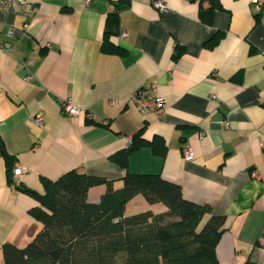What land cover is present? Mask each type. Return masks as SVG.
Wrapping results in <instances>:
<instances>
[{
	"label": "crops",
	"instance_id": "crops-1",
	"mask_svg": "<svg viewBox=\"0 0 264 264\" xmlns=\"http://www.w3.org/2000/svg\"><path fill=\"white\" fill-rule=\"evenodd\" d=\"M117 1L28 0L0 11V264L4 243L22 247L42 228L30 213L38 200L21 187L42 192V177L73 168L116 189L126 169L160 174L223 217L219 264H264V7L219 0L206 23L199 9L210 0ZM142 87L164 98L163 113L129 100ZM65 99L78 114L62 112ZM138 131L155 145L136 148L126 168L112 161ZM105 190L93 185L87 199Z\"/></svg>",
	"mask_w": 264,
	"mask_h": 264
},
{
	"label": "trees",
	"instance_id": "trees-1",
	"mask_svg": "<svg viewBox=\"0 0 264 264\" xmlns=\"http://www.w3.org/2000/svg\"><path fill=\"white\" fill-rule=\"evenodd\" d=\"M216 8H221L220 1L210 0L208 6H200L199 18L210 23ZM108 33L105 28L106 42ZM218 37L215 32L204 45L212 47ZM104 47L116 48L109 43ZM178 55L179 51L173 54ZM139 133L109 158L126 168L127 157L136 148L155 145ZM3 155L11 173V157L5 151ZM121 180L116 189L104 176L73 168L55 180L42 177V192L22 186L39 202L30 213L42 228L22 247L4 243V264H219L215 246L223 231V217L213 214L210 205L185 198L179 184L157 173L126 169ZM102 183L106 190L100 199L89 201L88 188ZM137 194L148 204L162 203L163 209L125 213L126 202ZM245 264L256 263L248 260Z\"/></svg>",
	"mask_w": 264,
	"mask_h": 264
},
{
	"label": "built area",
	"instance_id": "built-area-1",
	"mask_svg": "<svg viewBox=\"0 0 264 264\" xmlns=\"http://www.w3.org/2000/svg\"><path fill=\"white\" fill-rule=\"evenodd\" d=\"M85 1H90V0H85ZM28 0H0V11L2 10H7L15 5H22L25 6L27 5ZM155 5L159 7H164V3L160 0L155 1ZM254 7L255 9L259 10L264 7V1L262 0H254ZM126 32L125 30H122L120 32V35L123 36L125 35ZM129 100L132 103H135L139 109L144 110L149 113H153L156 115H159L163 113L164 109V98L161 95H157L153 89L147 88V87H142L137 90H134L130 96ZM61 110L64 114L66 115H74L79 113V108L75 105H73L68 99H65L61 101ZM31 122H33L36 125L42 126L44 123V119L42 116L39 115H33L30 116ZM185 159H190L192 157V152L188 148L185 150ZM20 171L19 165L17 163H13L12 166V172L15 174H18ZM252 175L257 176L256 170H252ZM115 221L117 219H114Z\"/></svg>",
	"mask_w": 264,
	"mask_h": 264
},
{
	"label": "rangeland",
	"instance_id": "rangeland-1",
	"mask_svg": "<svg viewBox=\"0 0 264 264\" xmlns=\"http://www.w3.org/2000/svg\"><path fill=\"white\" fill-rule=\"evenodd\" d=\"M140 196H142L141 194H139ZM138 198H140V197H138ZM135 199H132V200H130V202H128L127 204H126V209H125V211L127 212V213H133L134 211L136 212V211H140V210H142L144 207H146L145 205L146 204H148L145 200H144V198H143V196H142V198H141V200H142V202H143V205L142 206H140V204H139V202L138 203H136L135 201H134ZM137 200V199H136ZM162 207L163 206V204L162 203H158V205H153V209H155V210H158L159 209V207Z\"/></svg>",
	"mask_w": 264,
	"mask_h": 264
}]
</instances>
